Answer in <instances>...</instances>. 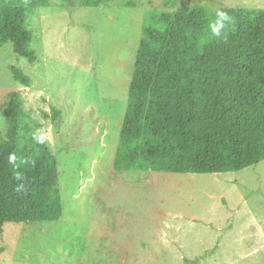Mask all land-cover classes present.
<instances>
[{
    "label": "rangeland",
    "instance_id": "rangeland-1",
    "mask_svg": "<svg viewBox=\"0 0 264 264\" xmlns=\"http://www.w3.org/2000/svg\"><path fill=\"white\" fill-rule=\"evenodd\" d=\"M47 1L29 18L38 60L16 56L12 43L0 48V133L7 95L20 91L58 159L64 211L6 223L0 264H264V160L229 173L113 167L145 11L264 0Z\"/></svg>",
    "mask_w": 264,
    "mask_h": 264
},
{
    "label": "trees",
    "instance_id": "trees-1",
    "mask_svg": "<svg viewBox=\"0 0 264 264\" xmlns=\"http://www.w3.org/2000/svg\"><path fill=\"white\" fill-rule=\"evenodd\" d=\"M98 6L100 0H84ZM47 0L0 2V48L38 60L29 18ZM227 14L220 38L209 28ZM13 78H32L11 67ZM52 119L61 112L52 105ZM0 133V232L6 223L61 218L58 159L37 143L20 91L6 99ZM264 160V8L179 6L148 9L141 33L113 167L116 171L229 173Z\"/></svg>",
    "mask_w": 264,
    "mask_h": 264
},
{
    "label": "clouds",
    "instance_id": "clouds-1",
    "mask_svg": "<svg viewBox=\"0 0 264 264\" xmlns=\"http://www.w3.org/2000/svg\"><path fill=\"white\" fill-rule=\"evenodd\" d=\"M229 20L226 13L222 11L216 12V19L209 24L211 34L214 38H220L222 35V29L225 26V22ZM37 143H44L46 136L43 134H35L33 137Z\"/></svg>",
    "mask_w": 264,
    "mask_h": 264
},
{
    "label": "bare ground",
    "instance_id": "bare-ground-1",
    "mask_svg": "<svg viewBox=\"0 0 264 264\" xmlns=\"http://www.w3.org/2000/svg\"><path fill=\"white\" fill-rule=\"evenodd\" d=\"M104 106V105H103Z\"/></svg>",
    "mask_w": 264,
    "mask_h": 264
}]
</instances>
